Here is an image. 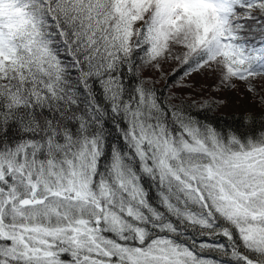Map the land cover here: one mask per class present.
<instances>
[{"label": "snow or ice", "instance_id": "snow-or-ice-1", "mask_svg": "<svg viewBox=\"0 0 264 264\" xmlns=\"http://www.w3.org/2000/svg\"><path fill=\"white\" fill-rule=\"evenodd\" d=\"M169 62L259 116L200 121ZM0 264H264V0H0Z\"/></svg>", "mask_w": 264, "mask_h": 264}, {"label": "rangeland", "instance_id": "rangeland-1", "mask_svg": "<svg viewBox=\"0 0 264 264\" xmlns=\"http://www.w3.org/2000/svg\"><path fill=\"white\" fill-rule=\"evenodd\" d=\"M179 66L178 62H169L165 67V76L159 84L167 82L169 75ZM149 75H154L151 70L146 71ZM173 88L189 94L190 96H213L218 100H223L224 104H218L217 111L224 114L231 113H258L260 108L253 101L251 95L240 85L237 90H228L219 86L215 74L211 72L193 73L190 76L183 75Z\"/></svg>", "mask_w": 264, "mask_h": 264}, {"label": "trees", "instance_id": "trees-1", "mask_svg": "<svg viewBox=\"0 0 264 264\" xmlns=\"http://www.w3.org/2000/svg\"><path fill=\"white\" fill-rule=\"evenodd\" d=\"M185 68L181 67L180 65L169 75V79L167 82L163 84H156V88L161 90L162 96H167L170 93H175L178 98L185 100L187 104H191L192 101H203V100H213L216 99L213 96H200L194 97L190 96L189 94L182 92L180 90H176L173 88V84L177 83L178 80L184 75ZM145 75H149L146 72ZM165 84L168 85L165 88ZM218 100V99H216ZM218 104H213L211 107H204L200 108L199 104L196 107L191 108L192 114L202 122H207L214 125L218 129L227 130V129H242V121L245 118L246 113H231V114H224L217 111ZM259 116V112L255 113ZM257 127L259 126V120H257ZM218 242L226 243L225 238L219 237L217 238ZM206 257L209 258H220V254L214 251H206L203 253Z\"/></svg>", "mask_w": 264, "mask_h": 264}]
</instances>
